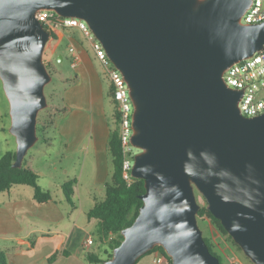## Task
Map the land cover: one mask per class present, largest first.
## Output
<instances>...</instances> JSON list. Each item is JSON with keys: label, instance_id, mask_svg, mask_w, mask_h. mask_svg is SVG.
I'll return each mask as SVG.
<instances>
[{"label": "water", "instance_id": "obj_1", "mask_svg": "<svg viewBox=\"0 0 264 264\" xmlns=\"http://www.w3.org/2000/svg\"><path fill=\"white\" fill-rule=\"evenodd\" d=\"M252 0H0V82L20 169L38 141L52 77L39 11L84 21L123 77L133 111L130 176L145 193L104 264H136L159 246L172 264H220L197 224L207 210L253 264H264V114L246 118L224 72L264 50Z\"/></svg>", "mask_w": 264, "mask_h": 264}, {"label": "crops", "instance_id": "obj_2", "mask_svg": "<svg viewBox=\"0 0 264 264\" xmlns=\"http://www.w3.org/2000/svg\"><path fill=\"white\" fill-rule=\"evenodd\" d=\"M63 30L74 31L72 37L55 31L57 39L61 36L67 40L66 60L70 63L69 48L78 57L76 68H71L72 76L62 78L68 87L60 106L66 112L58 116L52 145L29 150L24 159L52 200L37 203L33 188L24 185H15L0 194V254L5 256L6 264H91L88 255L101 258L94 243L85 246L88 238L96 243L98 228V220L87 214L104 200L106 184L111 181L108 142L116 129L114 109L102 73L95 69L98 61L91 48L92 40L77 29ZM51 48L59 52L55 46ZM58 54L57 60L62 62ZM5 113L0 110V117ZM8 128L0 124V159L6 152H15ZM71 180L75 182L73 206L66 202L61 190L62 184ZM152 260L153 254L136 264H152Z\"/></svg>", "mask_w": 264, "mask_h": 264}, {"label": "trees", "instance_id": "obj_3", "mask_svg": "<svg viewBox=\"0 0 264 264\" xmlns=\"http://www.w3.org/2000/svg\"><path fill=\"white\" fill-rule=\"evenodd\" d=\"M47 31V28L44 26ZM52 40L57 39L55 32L47 31ZM48 72L53 76L56 74V70L51 66L45 65ZM113 88L109 87L108 96L112 99ZM113 102V101H112ZM114 104V103H113ZM115 107V106H114ZM44 116L45 121L37 123L36 131L38 141L32 149L36 148H48L52 145L51 131L57 124L58 116L61 113L66 112V108L59 104H52L47 109ZM114 119L116 129L111 133L108 142V151L112 158V177L111 181L106 184L105 198L102 202L95 204V206L88 212V217L98 220V228L96 231V242L108 248L109 252H104L107 257L105 259L98 256L88 255L87 259L91 264H104L112 256V251L118 247L122 241L121 231L129 227L138 215V210L142 205L140 197L145 193L144 183L142 180L134 179L130 177V180L123 178V149L119 138L118 127V112L116 107L114 109ZM15 160V152H6L0 159V194L8 192L15 185H24L33 188L34 200L39 204L48 203L52 200L51 195L40 188L38 185V176L26 164V160L23 162V166L20 169L12 167ZM74 181H66L62 184L61 190L66 202L73 206L72 194ZM197 217L201 219H208L213 226L222 234L227 235L225 230L220 225V222L212 217L207 210V205L200 206ZM207 244L209 251L212 255L218 258L220 264L221 260L217 254L213 251V245L208 238L203 237ZM105 251V250H104ZM154 252H160L164 254L161 247L157 246L152 251H149L146 255L142 256L136 263H138L143 257L153 254ZM0 264H6V259L3 254H0Z\"/></svg>", "mask_w": 264, "mask_h": 264}, {"label": "built area", "instance_id": "obj_4", "mask_svg": "<svg viewBox=\"0 0 264 264\" xmlns=\"http://www.w3.org/2000/svg\"><path fill=\"white\" fill-rule=\"evenodd\" d=\"M36 19L47 28V31L77 29L91 40V48L95 59L100 64L104 74L113 88L112 101L118 112L119 138L123 149V178L130 180V169L133 163V148L130 145L131 115L133 111L127 85L106 56L101 44L94 39L87 24L75 18H63L52 11H39ZM264 22V0H252L249 9L241 18L244 25H255ZM70 66L76 68L78 57L73 48H69ZM223 80L228 88L242 91L238 103L240 114L253 118L264 114V50L256 52L252 57L233 64L223 74ZM94 241L88 238L85 246L91 247ZM152 264H172L168 256L160 252L153 253Z\"/></svg>", "mask_w": 264, "mask_h": 264}, {"label": "rangeland", "instance_id": "obj_5", "mask_svg": "<svg viewBox=\"0 0 264 264\" xmlns=\"http://www.w3.org/2000/svg\"><path fill=\"white\" fill-rule=\"evenodd\" d=\"M65 36H74L73 30H61ZM79 35V34H78ZM51 46H55L57 49H59V52L61 53V56L63 57V61L57 60L59 55V52H53ZM67 48V40L63 37H59L57 40H52L47 43L44 54H43V62L45 65H48V67L51 66L56 70V74H54L52 77V80L50 83L45 87L44 93L47 100V108L51 106L52 104H59L62 105L64 102V94L67 90L68 85H65L63 82V76H72V71L70 67V63L66 60L65 52ZM95 69L97 73L101 71L102 73V80L106 87V93L108 100L110 104L112 105L113 109H115L114 104L112 102L111 97L108 96V91L110 82L106 75L104 74L102 68L98 63L95 65ZM51 75V74H50ZM84 86V84H83ZM62 94V97H61ZM62 98V100H61ZM46 108V109H47ZM6 112L5 115H1L0 117V124L5 125V127L10 126V119L8 115V102L4 96L2 85L0 82V110H3ZM46 115V112L41 111L37 118V123L44 122V116ZM53 131H51L50 136H52ZM8 134V133H7ZM9 136V135H8ZM12 140V147L13 149L16 148V145L14 143L13 137H10ZM32 150V149H30ZM133 153H137V150L133 149ZM40 185L43 186V181H40ZM196 200L199 206H205L206 201L204 198L199 194L197 191L195 192ZM197 224L199 229L202 232V236L205 238H208L213 245V251L217 254V256L220 258L222 264H253L250 262V260L243 254L241 249L233 242V240L225 234H222L220 231H218L210 220L208 219H201L197 217ZM95 249L99 256H101L102 259H105L107 257V253L109 252L108 248L104 245H101L98 241L94 242ZM105 250V251H104ZM106 254H105V253ZM146 257V256H145Z\"/></svg>", "mask_w": 264, "mask_h": 264}]
</instances>
